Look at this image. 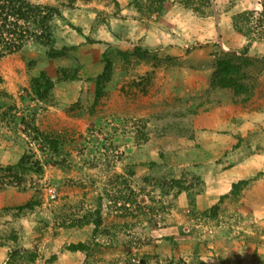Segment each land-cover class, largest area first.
Segmentation results:
<instances>
[{
  "label": "rangeland",
  "instance_id": "rangeland-1",
  "mask_svg": "<svg viewBox=\"0 0 264 264\" xmlns=\"http://www.w3.org/2000/svg\"><path fill=\"white\" fill-rule=\"evenodd\" d=\"M30 1L69 50L0 57V264H264V40L232 24L258 0ZM221 52L247 92L210 85Z\"/></svg>",
  "mask_w": 264,
  "mask_h": 264
},
{
  "label": "trees",
  "instance_id": "trees-1",
  "mask_svg": "<svg viewBox=\"0 0 264 264\" xmlns=\"http://www.w3.org/2000/svg\"><path fill=\"white\" fill-rule=\"evenodd\" d=\"M259 10L247 9L237 12L232 16L233 27L243 33L247 38L253 33H258L259 38L264 40V0H258ZM58 9L51 5H39L30 0H0V57L15 51H21L27 45L45 47V54L49 58H63L67 56L69 47H57L54 45L56 38L54 35V17L57 16ZM121 52V51H120ZM137 55L144 57L143 49L136 48ZM121 52L120 55H125ZM215 60L214 71L210 79L213 87L232 89L234 94L247 92V86L241 80L240 66L236 64L231 56L221 52ZM112 71L111 60L105 58L104 70L102 75L97 77V84L100 86L102 81L108 80ZM64 73H68L63 69ZM76 72V70H74ZM74 73L65 75L63 80L74 79ZM30 86L35 96L40 99L46 98L53 86L52 79L45 71L32 76ZM99 86L96 92L98 96ZM33 131L40 133L34 126ZM48 143L57 144V140L50 136L41 134ZM23 160L19 161L18 166ZM39 170V169H38ZM179 185V180H174ZM31 203V202H30ZM30 205V204H29ZM70 248L76 247L73 244Z\"/></svg>",
  "mask_w": 264,
  "mask_h": 264
},
{
  "label": "built area",
  "instance_id": "built-area-1",
  "mask_svg": "<svg viewBox=\"0 0 264 264\" xmlns=\"http://www.w3.org/2000/svg\"><path fill=\"white\" fill-rule=\"evenodd\" d=\"M53 193H54L53 190H51V194L50 195L53 196Z\"/></svg>",
  "mask_w": 264,
  "mask_h": 264
}]
</instances>
